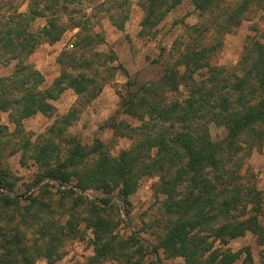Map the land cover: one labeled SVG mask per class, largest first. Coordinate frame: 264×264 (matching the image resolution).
Instances as JSON below:
<instances>
[{
	"label": "trees",
	"instance_id": "16d2710c",
	"mask_svg": "<svg viewBox=\"0 0 264 264\" xmlns=\"http://www.w3.org/2000/svg\"><path fill=\"white\" fill-rule=\"evenodd\" d=\"M73 1L0 0V60L14 62L12 72L0 77V115L13 126L9 134L19 138L3 155L10 141L4 140L7 126L0 122V264L40 259L50 264L66 244L84 239L92 254L87 264H156L157 252L183 264H231L238 254L222 248L246 233L264 246L262 195L240 174L244 160L264 142V29L250 25L252 34L232 67L211 63L222 37L253 6L264 13V0H188L199 19L188 27L194 36L184 44L176 40L159 76L140 84L128 78L112 52L94 51L103 36L92 31L84 13L74 11ZM180 1L138 0V36L150 34ZM108 3L101 11L121 31L127 0ZM38 19L43 24L32 30ZM72 30L73 50L58 54L57 76L41 88L43 77L28 57ZM116 71L126 80L115 90L114 115L100 126L110 131V141L81 144L69 128ZM67 89L76 99L57 113L51 102ZM35 114L51 121L30 141L21 122ZM210 124L224 129L221 139L210 138ZM116 139L129 146L111 155ZM15 151L20 161L30 159L35 166L29 185L17 184L2 163ZM144 178L156 179L150 189L161 232L152 249L115 233L120 209L109 204L115 198L126 205ZM43 179L59 187L45 183L31 194ZM89 192L102 197L91 201Z\"/></svg>",
	"mask_w": 264,
	"mask_h": 264
},
{
	"label": "rangeland",
	"instance_id": "374dc122",
	"mask_svg": "<svg viewBox=\"0 0 264 264\" xmlns=\"http://www.w3.org/2000/svg\"><path fill=\"white\" fill-rule=\"evenodd\" d=\"M111 0H74L71 7L74 11L84 13L87 18V24L91 25L92 31L102 34L103 43L94 48L95 52H112L115 56L116 63L120 64L128 78L140 84L145 81L155 80L161 72V64L167 53L172 52V44L180 39L181 44L190 41L188 27L197 24L198 17L189 5L188 0H181L180 3L171 10L165 18L152 29V32L145 37L138 36V23L141 19L142 12L138 6V0H127L125 9L127 19L123 23L121 31L116 30L111 22L106 18V14L101 11L108 7ZM232 2V0H226ZM100 4V5H99ZM108 4V5H107ZM23 5L19 11L23 12ZM117 13L118 11H114ZM264 14L260 9L253 6L245 19L230 34H226L221 39V46L217 53L211 59V63L225 68L232 67L238 60L246 37L252 32L249 30L250 25L257 23V26L264 29ZM43 24L42 19L33 22L32 30ZM76 30L67 31L57 45H43L28 57V63L32 64L44 78L43 86L51 81L53 76L57 75L56 57L61 51H71L67 48L68 44L74 43V33ZM204 39L201 44L205 46L208 43V34L203 33ZM176 49V48H175ZM174 49V50H175ZM174 52V51H173ZM176 56L173 53L171 61ZM115 63V64H116ZM12 71L11 64H3L0 60V77L6 76ZM125 78L121 76L119 71L113 75L111 80L103 86L102 93L93 103H91L74 122L69 131L75 135L81 144H90L93 140H99L103 143L110 141V131L101 129L104 120L114 115L117 102L115 90L125 82ZM183 93V89H180ZM75 101V96L70 91L64 92L58 100L53 102V106L57 113L65 112ZM121 119L118 117L117 120ZM123 120L129 122L127 118ZM121 119V120H122ZM51 118L33 116L21 122L23 137L33 141L39 134L48 127ZM0 122L6 124L7 131L4 137L8 143L3 155L8 154L11 149L12 142L19 140L18 136L10 135L13 126L7 124L6 115H0ZM208 132L212 140L221 139L225 131L221 127L210 124ZM22 135V134H21ZM17 139V140H16ZM14 143V144H15ZM129 141L126 139H116L110 154L115 155L119 150L126 149ZM16 146H14V149ZM20 152L15 151L12 155L5 157L4 163L10 173L17 178V184L29 185L36 172L35 166L32 165L30 159H22L20 161ZM240 174L243 181L251 182L262 195V204L264 203V142L260 148L254 149L244 160ZM49 179H43L36 186L30 189L32 194L37 190L39 185ZM155 178H144L139 182L136 191L127 197V204L124 205L117 199H112L109 204H114L120 209L119 223L115 229V233L120 238L133 236L144 244L147 248H153L155 245V235L160 233V227L157 225L158 210L157 205L151 196L150 186L155 183ZM45 184V183H43ZM55 186V185H54ZM57 187V186H56ZM21 188H23L21 186ZM62 189V188H61ZM98 192H89L87 199L93 201L94 198H101ZM222 249H228L231 253H237L238 256L231 264H264V246L256 245L253 236L246 233L242 237L230 240ZM91 248L87 241H72L66 244L61 250L60 257L50 264H87L91 258ZM152 261L156 264H183L180 258L168 259L161 253H153ZM35 264H47L40 259ZM113 264V263H106Z\"/></svg>",
	"mask_w": 264,
	"mask_h": 264
},
{
	"label": "crops",
	"instance_id": "0c3cea01",
	"mask_svg": "<svg viewBox=\"0 0 264 264\" xmlns=\"http://www.w3.org/2000/svg\"><path fill=\"white\" fill-rule=\"evenodd\" d=\"M60 41H61V39H60L58 42H56V43H54V44H52V45H57ZM43 45H47V44H42V45H40L39 47H41V46H43ZM52 45H47V46H52ZM39 47H38V48H39ZM38 48H37V49H38ZM37 49H35V50H37ZM35 50H34V51H35ZM32 54H33V53H32ZM27 62H28V60H27ZM2 63H3V64H11V63H12V70H13L14 62L11 61V62H8V63H7V62H5V61L2 59ZM35 69H36V68H35ZM36 70H37V69H36ZM37 71H38V70H37ZM11 72H12V71H11ZM11 72H10V73H11ZM38 72H39V71H38ZM10 73H9V74H10ZM39 73H40V72H39ZM9 74H8V75H9ZM40 74H41V73H40ZM41 75H42V74H41ZM6 76H7V75H6ZM56 76H57V75L53 76V78L51 79V81L48 82L45 86H43V83L45 82V81H44V78H43V83H42V85H41L40 87H41V88H45V87H47V86L52 82V80H53ZM42 77H43V75H42ZM66 91H70V92H72V91L69 90V89L65 90L64 92H66ZM64 92H63V93H64ZM102 92H103V91L101 90V92L99 93V95H98V96H97L92 102H90L85 108H87L91 103H93L96 99H98V97L101 95ZM63 93H62V94H63ZM62 94H61V95H62ZM72 94H73V92H72ZM61 95H60V96H61ZM73 95H74V94H73ZM60 96H59V97H60ZM74 96H75V95H74ZM59 97H58V99H59ZM115 97H116V96H115ZM58 99H56V100H58ZM75 99H76V97H75ZM116 99H117V98H116ZM56 100H55V101H56ZM55 101H53V102H55ZM53 102H51V104H52ZM73 103H74V102H73ZM52 106H53V104H52ZM71 106H72V105H71ZM71 106H70V107H71ZM53 107H54V106H53ZM70 107H69V108H70ZM69 108H68V109H69ZM115 108H117V102H116ZM68 109H67V110H68ZM67 110H66V111H67ZM66 111H65V112H66ZM83 111H84V110H83ZM65 112H63V113H65ZM36 115H40V114H35L34 116H36ZM40 116L42 117V115H40ZM32 117H33V116H32ZM43 117H44V116H43ZM30 118H31V117H30ZM106 120H107V119H106ZM106 120H104V121H106Z\"/></svg>",
	"mask_w": 264,
	"mask_h": 264
},
{
	"label": "water",
	"instance_id": "95a60500",
	"mask_svg": "<svg viewBox=\"0 0 264 264\" xmlns=\"http://www.w3.org/2000/svg\"><path fill=\"white\" fill-rule=\"evenodd\" d=\"M43 183L53 184V185L59 187V184L56 183L55 181H52V180H47L46 182H43ZM43 183H41L40 185H42ZM66 188H70V186H67ZM73 190H74L78 195L85 196V195H83L82 193H80L76 188H73ZM97 204H98V203H97ZM98 205H100V204H98Z\"/></svg>",
	"mask_w": 264,
	"mask_h": 264
},
{
	"label": "built area",
	"instance_id": "2783aa9c",
	"mask_svg": "<svg viewBox=\"0 0 264 264\" xmlns=\"http://www.w3.org/2000/svg\"><path fill=\"white\" fill-rule=\"evenodd\" d=\"M67 48H68V49H71V48H72V44H68V45H67Z\"/></svg>",
	"mask_w": 264,
	"mask_h": 264
}]
</instances>
